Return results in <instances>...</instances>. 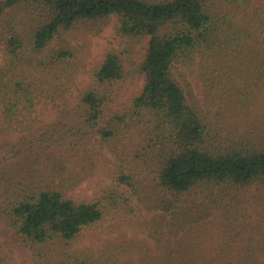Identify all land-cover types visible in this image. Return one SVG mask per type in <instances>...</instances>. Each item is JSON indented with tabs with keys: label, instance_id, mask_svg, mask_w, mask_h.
I'll list each match as a JSON object with an SVG mask.
<instances>
[{
	"label": "trees",
	"instance_id": "obj_1",
	"mask_svg": "<svg viewBox=\"0 0 264 264\" xmlns=\"http://www.w3.org/2000/svg\"><path fill=\"white\" fill-rule=\"evenodd\" d=\"M254 1L0 0V135L33 131L35 106L51 104L58 107L56 121L39 126L48 147L57 124L71 116L82 118L87 133L93 131L104 143L138 126L147 133L164 192L177 196L199 190L216 197L221 191L214 188L221 184L264 187V140L246 145L217 141L206 115L190 100L181 68L195 63L221 68L239 58V71L248 70L259 97L264 92V19L261 0L258 6ZM112 18L113 35L125 42L124 51L147 37L143 57L134 64L143 79L141 89L117 110L107 108L114 103V85L127 74L122 51L108 47L90 69L89 85L68 96L80 63L69 42L56 41L81 20L105 24ZM241 94L232 98L240 100ZM43 153L38 159L46 158L47 167L20 171L6 191L8 220L33 250L34 264H264L261 222L253 235L261 236L258 249L227 257L209 249L210 235L204 233L209 222L201 221L207 212L199 211L204 202L178 209L175 199L166 196L146 201L141 180L121 163L113 173L114 185L93 199L75 200L68 191L87 177L90 166L82 167V175L69 173L58 153ZM156 202L164 211L145 223L153 245L118 238L97 249L78 246L84 230L105 216L130 217L139 203L150 209Z\"/></svg>",
	"mask_w": 264,
	"mask_h": 264
},
{
	"label": "rangeland",
	"instance_id": "obj_2",
	"mask_svg": "<svg viewBox=\"0 0 264 264\" xmlns=\"http://www.w3.org/2000/svg\"><path fill=\"white\" fill-rule=\"evenodd\" d=\"M253 4L258 6V0ZM260 4L264 19V0ZM249 14L252 15L251 8ZM113 24V18L105 24L81 20L56 38L58 42L64 39L71 44L80 63L75 84L68 96H75L79 89L89 85L90 69L103 58L108 47L113 46L122 51L127 74L123 81L114 85V103L110 102L107 110H117L127 105L141 89L143 79L135 71L134 64L142 59L147 45L146 37L130 43L124 51L126 44L113 35ZM238 59L221 68L212 64V71L198 63L181 67L185 76L182 83L188 90L190 100L201 108L210 122L214 138L222 144L246 145L245 143L258 142L261 138L264 140V92L258 97V84L249 78L248 70L239 71L241 65H238ZM239 93H242V99L232 98ZM250 97L253 99L249 102ZM72 101L69 99L67 102ZM57 114L59 115L58 107L39 104L31 115L37 121L34 120L33 131L0 135V264H34L33 250L8 220L6 204L9 193L6 191L15 184V177L20 171L32 172L39 167H47L46 158L38 159L39 152L51 153L53 157L58 153L69 173L78 172L82 175L85 171L82 167L90 166L87 177L68 191V195L75 200L93 199L101 194L104 187L114 185L113 173L121 163L125 165L126 172H135V177L141 180L139 191L146 201L166 196L171 200L175 199L174 204L178 209L186 203L204 202L199 211L207 212L201 221L207 219L209 222V229L204 233L210 235L208 246L211 251H219L224 256L235 258L244 248L258 249L261 236L253 235L258 230L259 222L264 226V187L221 184L214 188L221 191L216 197H207L209 191L200 194L199 190L177 196L164 192L157 184L156 157L151 151L152 147L147 145L148 136L143 128L137 126L126 135L104 143L95 138L93 131L87 133L86 127L81 123L82 118L71 116L64 125L57 124L60 131H52L53 145L48 147L41 142L40 128L56 121ZM156 204L157 202L155 207L146 209L148 205L139 203V211L126 218L105 216L101 222L84 230L78 246L97 249L108 239L118 238L153 245L154 240L147 235L145 223L154 213L164 211ZM251 236L253 240H250ZM162 244L160 241L159 245Z\"/></svg>",
	"mask_w": 264,
	"mask_h": 264
}]
</instances>
